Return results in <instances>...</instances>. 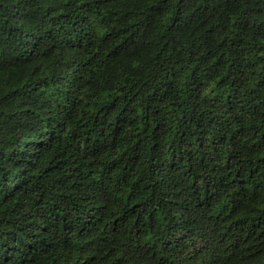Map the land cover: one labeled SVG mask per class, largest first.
Segmentation results:
<instances>
[{
  "label": "trees",
  "instance_id": "1",
  "mask_svg": "<svg viewBox=\"0 0 264 264\" xmlns=\"http://www.w3.org/2000/svg\"><path fill=\"white\" fill-rule=\"evenodd\" d=\"M0 264H264V0H0Z\"/></svg>",
  "mask_w": 264,
  "mask_h": 264
}]
</instances>
